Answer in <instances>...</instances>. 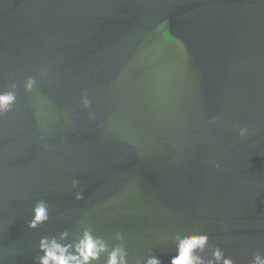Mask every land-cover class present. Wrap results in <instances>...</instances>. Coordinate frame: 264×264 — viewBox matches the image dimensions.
I'll return each instance as SVG.
<instances>
[{
    "label": "water",
    "instance_id": "95a60500",
    "mask_svg": "<svg viewBox=\"0 0 264 264\" xmlns=\"http://www.w3.org/2000/svg\"><path fill=\"white\" fill-rule=\"evenodd\" d=\"M13 84L0 264L86 229L129 264H172L185 234L209 237L205 259L264 253V0H0V94Z\"/></svg>",
    "mask_w": 264,
    "mask_h": 264
},
{
    "label": "clouds",
    "instance_id": "9594fccd",
    "mask_svg": "<svg viewBox=\"0 0 264 264\" xmlns=\"http://www.w3.org/2000/svg\"><path fill=\"white\" fill-rule=\"evenodd\" d=\"M37 81L33 77H28L25 81L27 91H32ZM16 85H12V91L0 94V115L11 110L16 100ZM84 107L90 108L91 101L85 99ZM219 117L213 116L210 123L217 121ZM240 137L249 135L248 126H236ZM47 149V145H44ZM216 167H220L219 163ZM77 181H73L74 186ZM77 199L82 198V194H77ZM47 205L41 201L34 209L35 216L29 222V227L35 229L38 224L48 219ZM68 233H62L59 239L52 237L41 238L39 252L34 264H93L100 259L102 254H106L105 264H129L128 253L122 245H117L111 249L101 238L93 236L90 230H85L82 237L77 241L68 242ZM118 239H123L119 236ZM209 237L206 234H185L177 240L178 255L172 260V264H235L230 257L225 256L223 250L217 246L211 252V259H205L201 253L208 245ZM136 264H161L156 257H149L146 261L138 260ZM250 264H264V253L257 252Z\"/></svg>",
    "mask_w": 264,
    "mask_h": 264
},
{
    "label": "flooded vegetation",
    "instance_id": "af4514ba",
    "mask_svg": "<svg viewBox=\"0 0 264 264\" xmlns=\"http://www.w3.org/2000/svg\"><path fill=\"white\" fill-rule=\"evenodd\" d=\"M165 34H166V32H165ZM167 37H168V36H167ZM168 39H169V40H172L170 37H168Z\"/></svg>",
    "mask_w": 264,
    "mask_h": 264
}]
</instances>
